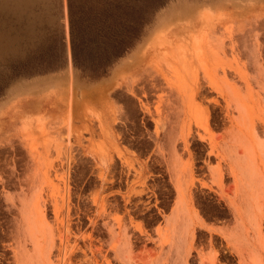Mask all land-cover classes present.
I'll return each instance as SVG.
<instances>
[{"label": "rangeland", "instance_id": "1", "mask_svg": "<svg viewBox=\"0 0 264 264\" xmlns=\"http://www.w3.org/2000/svg\"><path fill=\"white\" fill-rule=\"evenodd\" d=\"M0 92V264H264V0H0Z\"/></svg>", "mask_w": 264, "mask_h": 264}, {"label": "trees", "instance_id": "2", "mask_svg": "<svg viewBox=\"0 0 264 264\" xmlns=\"http://www.w3.org/2000/svg\"><path fill=\"white\" fill-rule=\"evenodd\" d=\"M72 13L73 12H70V33H71V48H72L73 60L76 64L83 66L84 62L86 61L88 62L89 60H91V58L89 57L90 52L100 51L101 49L105 50V47H102L100 45L101 42L88 41L86 40V38H83L84 41L83 40L81 41L77 37L78 36L77 25L75 21L73 20ZM109 30H111V28ZM130 36H132V34ZM126 37L128 36L126 35ZM110 40L112 41V38ZM121 43H122V46H121ZM108 46H109L108 47L109 53L107 55H104V57H102L101 55L100 56L101 58H98V60H100L98 61L100 66H106L107 64L111 63L110 62L112 60V58L110 57L111 51H113V54L115 55V57H120L130 45H126V44L123 45V42L118 41L117 39V41H115L113 45L110 44ZM50 68H54V66H51ZM0 94L2 93L0 92Z\"/></svg>", "mask_w": 264, "mask_h": 264}, {"label": "bare ground", "instance_id": "3", "mask_svg": "<svg viewBox=\"0 0 264 264\" xmlns=\"http://www.w3.org/2000/svg\"><path fill=\"white\" fill-rule=\"evenodd\" d=\"M162 43H164V42H161L160 41L158 44L161 45ZM91 96H92V91L91 90H87V89L83 90L82 89L81 97L79 96L80 99L77 102H74L72 100V98H71L72 97L71 94L69 93L68 98L65 101V113H64L68 121H69V119H71V117H74V114H77L78 115L79 112L81 114L84 113L85 115H88V116L95 114L94 113V109L91 106L92 103L89 102V99L91 98ZM80 105H82V111H79L78 112L77 111L78 110V106H80ZM25 116H27V115H25ZM68 123L67 124L65 123L67 127H69ZM178 246H179V244H178Z\"/></svg>", "mask_w": 264, "mask_h": 264}]
</instances>
